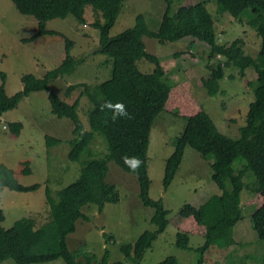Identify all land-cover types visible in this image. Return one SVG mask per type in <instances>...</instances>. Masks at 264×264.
I'll return each instance as SVG.
<instances>
[{
  "label": "trees",
  "instance_id": "obj_1",
  "mask_svg": "<svg viewBox=\"0 0 264 264\" xmlns=\"http://www.w3.org/2000/svg\"><path fill=\"white\" fill-rule=\"evenodd\" d=\"M12 1L19 12L34 16L38 21L37 31L31 40L48 34L63 36L61 32L47 28L51 20L73 15L85 24L87 6L102 11L105 22L97 21L94 24L100 30L98 53L108 55L113 68L109 79L94 86L83 84L84 90L73 103L50 91L52 81L70 73L78 63L71 55L74 42L66 38V57L60 66L49 70L42 78L34 74L24 75L23 89L13 96L7 95L4 82L0 85V124L2 116L18 108L21 101L30 94L50 91L48 98L52 112L59 118H69L74 122L73 133L77 138L69 152V159L82 162L83 165L79 178L60 190L57 200L51 197L50 189H47L52 215L47 225L36 229L33 220L22 219L12 228L5 229L2 226L5 214L0 210V264L9 260L16 264H44L59 258L66 264H94L95 257L85 248L71 251L67 237L76 231L79 219L89 220L83 211L86 205L95 204L102 212L107 203L120 201V192L107 181L109 162L112 160L121 169L138 178L143 204L155 209L151 222L156 229L145 231L134 244L121 247L125 257L133 264L142 263L145 253L170 223L179 229V248H189V233L204 235L206 241L198 248V264L205 263V254L212 245L217 244L222 249L233 244V230L243 218L241 196L246 188L245 177L250 172L255 178L256 196L248 204H257L252 223L258 237L264 240V0H214L218 6L216 14L208 8L210 0H179L176 10L175 0H165L166 9L157 31L150 30L145 16L140 14L133 27L116 36H110V32L127 0ZM230 17L246 22L262 38L257 58L247 54L242 38L228 45L218 43V18ZM145 36L161 43L186 42L187 50L175 54L182 59L185 81L173 82L168 78L159 57L147 51ZM199 47L209 49V53L205 56L204 49L203 53L198 54ZM143 59L155 66L153 72L144 73L139 69L138 62ZM199 64L205 65L210 73L201 72L197 68ZM226 65L238 69L242 75L251 67L257 72L256 82L252 83L255 84V98L250 103L246 125L241 127L240 137L236 140L219 130L191 91V87L196 86L205 88L210 96H217L221 91ZM3 79H6L5 74ZM77 88V85L69 86L66 97H71ZM83 96H87L92 104L88 114L89 130L78 114ZM108 101L112 104L123 103L132 118H120L113 122L110 119L111 111H101V106ZM167 108H170L169 112L184 118L186 126L176 140L175 151L167 160L163 183L165 189L175 179L185 148L189 145L203 158L212 161V178L222 191L199 207L190 203L184 205L171 219L168 218L169 212L163 200L150 197L151 179L148 170L152 127L156 117ZM9 128L13 135L19 136L23 124L14 122ZM97 134L107 142L108 153L102 159L93 157L83 160L85 154H92L90 146ZM58 142L59 139L47 136L48 147ZM125 156L137 157L142 161L138 171L133 172L125 165L122 159ZM237 160L244 162L238 170L233 167ZM30 173L29 161L23 162L18 169L0 164V188L7 187L18 192L36 191L39 184L24 185L20 181L21 177ZM228 181H231V190L227 189ZM111 239L108 236V240ZM43 243L48 246L40 248ZM108 259L109 251H106L99 264H110ZM157 264H179V261L175 256H169ZM259 264H264V257Z\"/></svg>",
  "mask_w": 264,
  "mask_h": 264
},
{
  "label": "rangeland",
  "instance_id": "obj_2",
  "mask_svg": "<svg viewBox=\"0 0 264 264\" xmlns=\"http://www.w3.org/2000/svg\"><path fill=\"white\" fill-rule=\"evenodd\" d=\"M174 10L179 6L175 0ZM208 8L214 14L218 11L214 0L208 1ZM166 9L165 0H127L113 26L110 36H116L136 23L138 15L146 18L148 28L157 31ZM105 22L103 12L93 6L86 7L85 24L75 16L65 19H54L47 23V28L61 32L59 35H35L38 21L34 16L19 12L12 0H0V85L5 83L8 96H13L23 89L22 78L26 74H34L39 78L51 69L60 66L66 57V38L74 42L71 50L78 61L74 69L51 83L50 91L73 103L84 90L83 84L94 86L111 77L113 64L111 58L98 53L100 30L96 22ZM218 43L230 44L242 38L247 54L257 58L262 38L246 22L233 18H218ZM27 40V41H26ZM147 51L161 60L163 69L173 82L186 80L181 58L176 53L187 50L186 42L161 43L149 36L144 37ZM203 53L205 47L197 48ZM206 54L209 49H205ZM139 69L144 73L153 72L155 66L143 59L138 62ZM205 74L210 71L205 65H198ZM5 74L6 79H3ZM257 79L256 70L251 67L242 75L238 69L226 65L225 77L221 80V91L217 96H210L205 88L191 87L196 99L202 104L217 124L219 130L232 139H239L241 127L246 125L250 103L255 98L252 83ZM77 85L71 97H66L69 86ZM50 91L34 92L24 98L18 108L6 112L0 124V164L10 169H18L23 162L30 163L31 173L21 177L24 185L39 184L32 192H18L9 188H0V210L5 214L2 226L10 229L17 221L31 219L36 229L47 225L52 219L51 206L48 202L47 189L51 197L58 199L63 188L75 182L82 171V162L69 159V152L77 138L73 133L74 122L69 118H59L52 112L48 98ZM92 104L87 96L80 100L78 114L85 128L89 130V110ZM165 109L155 119L150 135L148 150V170L151 179L150 197L163 200L168 218L171 219L186 204L201 206L213 195L221 194V189L213 180L210 160H206L191 146H186L185 154L175 179L168 189L164 187L167 160L176 148V140L183 133L186 121L180 115ZM21 122L23 129L19 136L12 134L11 123ZM4 126L7 128L5 129ZM47 136L59 139L58 144L47 146ZM92 154L84 155V159L105 158L108 146L105 139L97 134L90 146ZM244 164L237 160L233 167L238 170ZM250 172L245 177L246 188L242 192L241 204L243 218L235 226L234 243L226 248L217 244L211 246L205 254L204 264H259L264 257V240L256 233L252 215L257 204L248 202L255 198V181ZM107 181L120 192L118 203H107L102 212L95 204L83 208L89 220L79 219L77 229L68 235L67 243L71 251L85 248L95 257L94 264L101 263L106 251H109L108 262H125L133 264L121 250L126 244H134L147 230H155L151 219L155 209L143 204L140 197L138 178L121 169L113 160L109 162ZM231 190V181L227 182ZM178 227L170 223L152 248L145 253L141 264H157L169 256H175L179 264H198L200 254L198 248L204 245L206 238L202 234L189 233L188 249L177 246ZM111 236V241L108 240ZM47 243L39 247L46 248ZM82 260V257L80 258ZM2 264H16L9 260ZM44 264H66L59 258Z\"/></svg>",
  "mask_w": 264,
  "mask_h": 264
},
{
  "label": "clouds",
  "instance_id": "obj_3",
  "mask_svg": "<svg viewBox=\"0 0 264 264\" xmlns=\"http://www.w3.org/2000/svg\"><path fill=\"white\" fill-rule=\"evenodd\" d=\"M108 110L112 112L111 120L113 122L117 121L120 118L131 119L127 107L123 103L112 104L110 101L106 102L101 106V111ZM126 166L130 168L131 171H138L142 161L137 157H122Z\"/></svg>",
  "mask_w": 264,
  "mask_h": 264
},
{
  "label": "built area",
  "instance_id": "obj_4",
  "mask_svg": "<svg viewBox=\"0 0 264 264\" xmlns=\"http://www.w3.org/2000/svg\"><path fill=\"white\" fill-rule=\"evenodd\" d=\"M4 128L6 129L7 127H6V126H4Z\"/></svg>",
  "mask_w": 264,
  "mask_h": 264
},
{
  "label": "crops",
  "instance_id": "obj_5",
  "mask_svg": "<svg viewBox=\"0 0 264 264\" xmlns=\"http://www.w3.org/2000/svg\"><path fill=\"white\" fill-rule=\"evenodd\" d=\"M199 207V206H198Z\"/></svg>",
  "mask_w": 264,
  "mask_h": 264
}]
</instances>
